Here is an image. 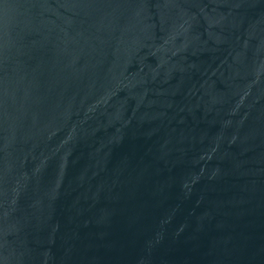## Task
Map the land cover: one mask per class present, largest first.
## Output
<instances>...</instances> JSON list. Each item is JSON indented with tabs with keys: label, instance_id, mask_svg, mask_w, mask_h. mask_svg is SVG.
<instances>
[{
	"label": "water",
	"instance_id": "obj_1",
	"mask_svg": "<svg viewBox=\"0 0 264 264\" xmlns=\"http://www.w3.org/2000/svg\"><path fill=\"white\" fill-rule=\"evenodd\" d=\"M0 264H264V0H0Z\"/></svg>",
	"mask_w": 264,
	"mask_h": 264
}]
</instances>
